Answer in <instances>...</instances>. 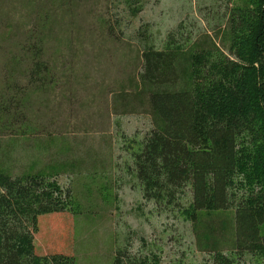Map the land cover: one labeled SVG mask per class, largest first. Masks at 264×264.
<instances>
[{"label": "rangeland", "instance_id": "1", "mask_svg": "<svg viewBox=\"0 0 264 264\" xmlns=\"http://www.w3.org/2000/svg\"><path fill=\"white\" fill-rule=\"evenodd\" d=\"M253 4L0 0V173L41 174L69 201L61 228H50L51 213L38 217V254L54 243L73 251V264H112L127 247L155 264H207L220 250L234 264H264L254 252L233 253L234 207L199 211L194 223L191 189L160 205L144 195L133 158L155 126L143 51L174 52L188 80L191 52L229 54L231 13Z\"/></svg>", "mask_w": 264, "mask_h": 264}, {"label": "trees", "instance_id": "2", "mask_svg": "<svg viewBox=\"0 0 264 264\" xmlns=\"http://www.w3.org/2000/svg\"><path fill=\"white\" fill-rule=\"evenodd\" d=\"M229 22L234 50L226 54L213 42L214 52H191L188 80L174 52L143 51L140 82L155 126L133 154L134 170L144 195L160 205L178 203L190 188L186 212L194 223L199 211L234 207L233 253L264 256V0L235 7ZM233 187L244 192L235 198ZM68 205L55 180L0 173V264H73L66 245L49 243L40 255L33 241L38 217L51 213L57 229ZM127 252L118 248L112 264H155ZM233 262L218 250L207 264Z\"/></svg>", "mask_w": 264, "mask_h": 264}]
</instances>
